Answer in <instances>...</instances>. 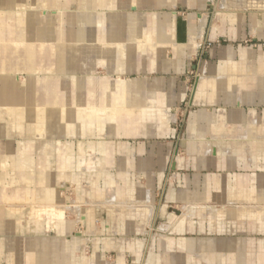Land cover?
Wrapping results in <instances>:
<instances>
[{
	"label": "crops",
	"instance_id": "crops-1",
	"mask_svg": "<svg viewBox=\"0 0 264 264\" xmlns=\"http://www.w3.org/2000/svg\"><path fill=\"white\" fill-rule=\"evenodd\" d=\"M0 264H264V0H0Z\"/></svg>",
	"mask_w": 264,
	"mask_h": 264
},
{
	"label": "rangeland",
	"instance_id": "rangeland-1",
	"mask_svg": "<svg viewBox=\"0 0 264 264\" xmlns=\"http://www.w3.org/2000/svg\"><path fill=\"white\" fill-rule=\"evenodd\" d=\"M221 44L222 42H217L215 43V46L218 47ZM209 48L210 47L207 45L205 48H202L201 52L204 53L205 51H208ZM196 62L197 60L194 61V64H196ZM202 74V69H195L193 71H188L186 74L182 75V77L179 76V80L182 79L186 86L185 100L182 101L179 105L174 106L170 109H163L164 113H166V115L168 116V120L164 123L166 129H174L177 133L175 138L174 150L172 153V159L174 160H177L179 159V157L184 156L182 143L186 142L189 139L187 136L189 121L193 113L200 109L198 105L192 103V95L194 87ZM196 141L197 140L193 138L192 142L196 143ZM173 173L174 172H172L171 170L166 171V179L171 178L173 176Z\"/></svg>",
	"mask_w": 264,
	"mask_h": 264
}]
</instances>
